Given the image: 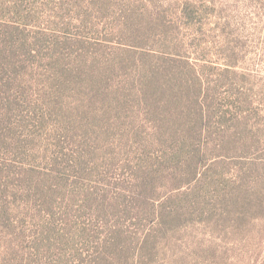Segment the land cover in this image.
Here are the masks:
<instances>
[{
  "label": "rangeland",
  "instance_id": "rangeland-1",
  "mask_svg": "<svg viewBox=\"0 0 264 264\" xmlns=\"http://www.w3.org/2000/svg\"><path fill=\"white\" fill-rule=\"evenodd\" d=\"M0 264H264V0H0Z\"/></svg>",
  "mask_w": 264,
  "mask_h": 264
}]
</instances>
